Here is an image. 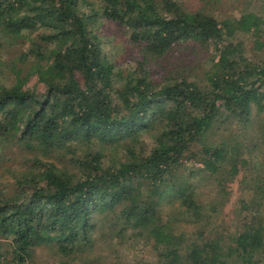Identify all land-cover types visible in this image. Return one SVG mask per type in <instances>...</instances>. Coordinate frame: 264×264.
<instances>
[{"label":"trees","instance_id":"16d2710c","mask_svg":"<svg viewBox=\"0 0 264 264\" xmlns=\"http://www.w3.org/2000/svg\"><path fill=\"white\" fill-rule=\"evenodd\" d=\"M199 1L0 0V49L29 42L0 54V145L28 154L0 184V263L45 246L87 261L107 240L155 264H264V0ZM105 21L126 29L129 69L104 53Z\"/></svg>","mask_w":264,"mask_h":264},{"label":"rangeland","instance_id":"374dc122","mask_svg":"<svg viewBox=\"0 0 264 264\" xmlns=\"http://www.w3.org/2000/svg\"><path fill=\"white\" fill-rule=\"evenodd\" d=\"M187 4H193L200 2L199 0H187ZM234 0L225 1V10L230 13H237L238 2H233ZM101 0H96V4L93 8L99 9ZM260 7L264 8V3ZM88 8V7H87ZM91 9V8H88ZM87 10V9H86ZM103 20V19H102ZM99 35L102 37L104 53L111 59L112 62L120 69L126 70L134 65V49L130 46L127 39L126 29L118 26L114 22L105 21L98 28ZM36 36L34 33L33 36ZM242 39V34L239 33L237 40ZM12 46L7 44V48L0 49V54L4 56V65L8 66L11 63V59L15 55L26 50L29 46V42H22L19 40ZM10 52V53H9ZM247 57L252 61L257 62L261 59L258 54H253L247 52ZM264 54L261 56L263 57ZM9 58V59H7ZM8 68V67H7ZM6 77H4L5 79ZM30 86H36L39 90H43V84L37 83L36 78H32ZM21 151L19 146L14 145L13 149L9 147H3L0 145V184H8V182L14 180L13 173L17 169H21V162L26 160L28 154H24ZM28 158V157H27ZM193 162H188L187 167H192ZM17 174V173H15ZM14 174V175H15ZM206 182L205 184H207ZM210 185H205L203 191L206 193L210 189ZM231 194L227 200L226 206L222 211L214 215L213 220L216 225L220 224L225 226L227 233H234L238 228V198L240 196V189L237 184H233L230 187ZM217 192L211 193V199L215 196ZM109 242L107 240L99 244V247L103 251L95 252L94 254L89 255L87 261L81 259L79 256H65L57 251L54 247H40L34 253L32 258L27 259L22 264H155L154 252L150 247L144 246L142 243H139L136 247H131L129 242L121 243L117 248V254L113 253L111 247L108 248ZM5 260V259H4ZM2 260L0 264H8L7 261ZM10 264H13L10 262ZM15 264V263H14ZM18 264V263H17Z\"/></svg>","mask_w":264,"mask_h":264}]
</instances>
